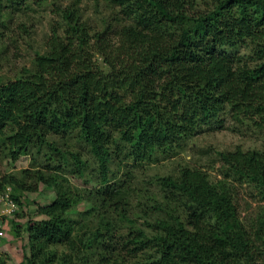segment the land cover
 Wrapping results in <instances>:
<instances>
[{
  "label": "trees",
  "instance_id": "trees-1",
  "mask_svg": "<svg viewBox=\"0 0 264 264\" xmlns=\"http://www.w3.org/2000/svg\"><path fill=\"white\" fill-rule=\"evenodd\" d=\"M81 1L62 10L64 34L32 67L0 75V155L35 167L4 175L0 189L11 185L17 205L40 185L56 194L33 201L45 218L11 220L27 234L21 264H264V217L248 228L227 180L184 166L159 178L163 200L135 202L128 190L129 167L175 157L228 121L264 135V0H94L117 9L94 29ZM30 4L0 0V11ZM71 136L96 159L93 177L59 144ZM218 154L264 202V147Z\"/></svg>",
  "mask_w": 264,
  "mask_h": 264
},
{
  "label": "rangeland",
  "instance_id": "rangeland-1",
  "mask_svg": "<svg viewBox=\"0 0 264 264\" xmlns=\"http://www.w3.org/2000/svg\"><path fill=\"white\" fill-rule=\"evenodd\" d=\"M73 0H30L31 4L22 9L9 11L10 8L3 6L0 11V75L5 79L13 78L24 68L32 67L33 60L38 52L47 49L49 40L55 33L64 34L65 20L62 10L70 6ZM82 19L87 26L99 28L101 22L117 11L111 5L96 2L94 0H82L78 4ZM92 33V32H91ZM115 39V38H112ZM248 50H240L244 54ZM248 57V56H247ZM220 131L206 132L192 138L186 149L175 157L136 165L131 168V184L128 185L132 200L148 202L147 197L159 194L157 199L163 200L161 193L162 184L159 178L169 174L178 175L184 166L197 167L208 172L213 182L227 180L233 188V195L238 207L240 219L248 228L258 217H264V202L257 196L254 185L247 181H241L239 176H233L228 166L219 159V152L242 148L244 150L264 147V135L259 131L243 133L234 131L229 126ZM69 139H61L58 142L64 151L69 154L71 164L75 160L72 154H80L88 163L87 177H93L98 170V163L90 153L89 148L79 142L74 136ZM23 169H35L32 160L28 156L13 161L6 155H0V178L11 173L20 176ZM124 170L119 175L124 176ZM68 182L79 191H87L83 178L76 175H66ZM126 178V177H125ZM13 191L11 185L5 190L0 189V256L5 257L7 264H21L24 260V245L27 243V234L23 225L19 232L13 228L12 219L24 224L28 220L45 218L37 215V205L33 201L46 205L51 203L56 194L51 188L40 185L37 191H22L20 198L22 205H11L10 195ZM17 193V192H16ZM15 202V201H14ZM144 207L147 208L146 205ZM17 209V215H13ZM81 209H83L81 207ZM12 211V212H11ZM127 228H120L117 233L121 234Z\"/></svg>",
  "mask_w": 264,
  "mask_h": 264
},
{
  "label": "built area",
  "instance_id": "built-area-1",
  "mask_svg": "<svg viewBox=\"0 0 264 264\" xmlns=\"http://www.w3.org/2000/svg\"><path fill=\"white\" fill-rule=\"evenodd\" d=\"M9 195H10V194H8V197H9ZM9 200L11 201V205H14L15 202H14L12 199H9ZM11 212H12V211H11ZM2 233H3L2 230H0V234H1V235H2Z\"/></svg>",
  "mask_w": 264,
  "mask_h": 264
}]
</instances>
